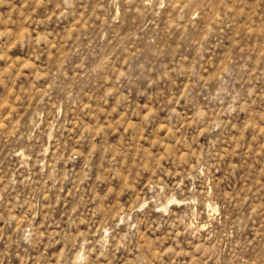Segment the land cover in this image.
Instances as JSON below:
<instances>
[{
	"label": "rangeland",
	"instance_id": "obj_1",
	"mask_svg": "<svg viewBox=\"0 0 264 264\" xmlns=\"http://www.w3.org/2000/svg\"><path fill=\"white\" fill-rule=\"evenodd\" d=\"M0 264H264V0H0Z\"/></svg>",
	"mask_w": 264,
	"mask_h": 264
}]
</instances>
